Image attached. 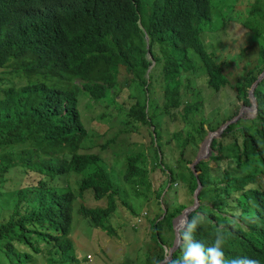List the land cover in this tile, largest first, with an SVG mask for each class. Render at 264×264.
<instances>
[{"label":"trees","instance_id":"16d2710c","mask_svg":"<svg viewBox=\"0 0 264 264\" xmlns=\"http://www.w3.org/2000/svg\"><path fill=\"white\" fill-rule=\"evenodd\" d=\"M263 2L252 0L242 23L254 40L258 36L264 40ZM211 13V0H0V71L15 66L14 73H6L11 75L9 83L1 81L5 84L0 95V184L12 171L30 170L51 180L71 171L86 172L76 193L49 186L45 179L16 189L13 209L0 222L1 264H29L40 254H47L45 264H77L69 236L72 204L87 189L95 199L105 198L106 206L81 205L78 212L93 226L113 234L109 218L117 207V189L102 156L79 151L88 133L78 110L79 94L84 91L95 102L110 103L123 86L130 90L134 84L138 95H130L134 102L126 110V126L148 124L153 131L159 115L172 117L180 105L183 118L197 111L198 101L183 102L181 97L182 84H190L189 76L197 67L214 90L228 82L221 63L201 37L200 23L209 20ZM258 52L264 61V42ZM121 68L124 74L119 79ZM254 69L248 68L235 83L246 122L238 117L219 138L202 139L213 152L210 159L234 156L236 164L227 166L217 181L210 176L208 160L200 159L193 168H186L192 193L200 185L199 204L187 217H207L193 233L195 240L209 246L219 229L225 237L226 258L248 257L264 264V77H259L264 62ZM152 82L162 88V111L147 95H151ZM232 129H236L234 137L230 136ZM201 130L196 131L201 134ZM227 133L230 142L223 143ZM230 144L234 154L229 152ZM143 159L142 152L125 157V183L149 186L147 171L139 164ZM249 161L256 164L255 171L240 169ZM169 170L172 181L174 172ZM209 186L213 193L208 196ZM186 207L167 209L165 215L152 219L150 236L155 249L146 251L141 264L164 260L163 247L168 241L162 225L171 227L174 212ZM180 256L179 243L162 264H171Z\"/></svg>","mask_w":264,"mask_h":264},{"label":"rangeland","instance_id":"374dc122","mask_svg":"<svg viewBox=\"0 0 264 264\" xmlns=\"http://www.w3.org/2000/svg\"><path fill=\"white\" fill-rule=\"evenodd\" d=\"M211 4V18L200 23L201 29L204 30L201 37L214 59L221 63L228 82L220 89L214 90L208 87L202 70L197 67L196 72L189 76L190 84L184 82L181 87L182 101H198L200 107L197 111L183 118L180 105L179 108L173 109L172 117L159 115L156 122L159 121L161 125L158 123L153 131V126L148 124L126 126V110L134 102L130 95H138L134 84L130 90L123 86V90L110 103L95 102L84 91L79 94L78 110L88 131L79 151L98 152L102 156L104 166L117 189V207L109 218V226L113 232L109 234L93 226L88 218L78 212L81 205L106 206V199H95L91 189L83 191L75 198L69 236L74 244L77 264H141L146 251L155 249L150 236L152 219L162 217L167 209L173 210L181 205L192 206L196 201L189 187L190 178L186 168L191 167L197 157H201L208 160L210 176L217 181L227 166L236 164L232 158L234 156H225L219 161L210 159L213 152L209 144H203L202 139L210 138L212 134H217L219 138L221 132L218 128L221 126L223 130L234 113L243 116V102L236 96L235 83L248 68L255 66L256 72L262 67L264 61L260 58L258 50L264 40L261 36L254 40L253 34L242 25L245 21L244 15L252 8V0H211ZM262 7L264 8V2ZM256 18L260 19L259 16ZM9 70L14 73L15 66L8 65L0 71V95L3 85L8 84L7 80L11 78V75L6 74ZM123 74L124 70L121 68L119 79ZM2 80L6 82L1 84ZM152 85L151 95L148 92L147 95L158 104L159 111H162V88L155 82H152ZM253 112H248L249 116L254 115ZM245 119L246 117H242L241 122H246ZM198 128L202 129L201 134L196 131ZM230 133V136L234 137L236 129H232ZM227 135L228 133L223 138V143L230 142ZM109 139L113 141L101 148V144H105ZM231 140L233 141V138ZM136 152L144 154V159L139 164L147 171L146 180L149 186L136 187L123 181L125 157ZM229 152L235 153L232 144ZM248 156L253 159L251 154ZM169 168L174 172L172 181ZM240 169L255 171L256 164L244 162ZM84 171L58 174L52 180L30 170L12 171L7 174L6 180L0 184V222L6 220L11 213L18 187L26 188L36 185L39 179H45L49 186L76 193L82 177L86 175ZM206 191L209 196L213 193V187L209 186ZM208 196L204 198L205 201ZM182 212H174L176 215L172 217L171 227L167 223L162 225L163 237L168 243L178 240L176 226L183 217ZM168 243L163 247L166 258L169 257L171 249ZM46 258L47 254L37 255L29 264H45Z\"/></svg>","mask_w":264,"mask_h":264},{"label":"clouds","instance_id":"9594fccd","mask_svg":"<svg viewBox=\"0 0 264 264\" xmlns=\"http://www.w3.org/2000/svg\"><path fill=\"white\" fill-rule=\"evenodd\" d=\"M253 103L254 105L256 104L254 99H253ZM237 117H238V114H236V116L233 118L235 119ZM220 128L221 126L219 127V130ZM214 135L217 136V134H214ZM212 136L213 135H210V141H211ZM193 167H190V168H193ZM194 193L195 191L193 192V194ZM198 204H199V200H198ZM187 207H190V206H187ZM184 209H182V211ZM206 219L207 217L201 214H197L193 216L191 220H189L187 216H184L179 220V223L177 224L176 228H177L179 243L181 246V256L173 260L171 264H260L259 260L248 258V257H236L232 259L226 258L223 248H222L223 244L225 243V237L219 229L217 230L216 239L214 243L209 246H205L201 241L195 240L193 237V233L196 231L198 224L205 222ZM171 252H170V255H171ZM167 259L165 256L164 260H161V261L164 262Z\"/></svg>","mask_w":264,"mask_h":264},{"label":"water","instance_id":"95a60500","mask_svg":"<svg viewBox=\"0 0 264 264\" xmlns=\"http://www.w3.org/2000/svg\"><path fill=\"white\" fill-rule=\"evenodd\" d=\"M145 38H146V40L148 39V37L147 36H145ZM262 74V73H261ZM260 74V75H261ZM259 75V77H262L263 75H264V72H263V74L260 76ZM250 97H252L253 98V94H252V89H250ZM244 107V106H243ZM246 107V106H245ZM243 110V109H242ZM241 110V111H242ZM241 115V114H240ZM238 116H239V114H238ZM234 120H236V118L234 119H232V120H230L229 122H231V121H234ZM229 122H227L226 124H225V126L229 123ZM221 129H222V127L220 128V130L219 131H221ZM212 135H214V134H212ZM199 159H201V157H197L196 158V160L192 163V166L191 167H193L194 166V164L199 160ZM200 188V185L198 186V188L195 190V193H194V195H195V199H196V201H195V203L192 205V206H190V207H187V208H185L184 210H183V212H182V216L184 217V216H187V213L189 212V211H191V210H193L195 207H196V205L198 204V198H197V192H198V189ZM179 244V239H178V241L171 247V249H170V252L177 246ZM169 252V253H170ZM167 259V258H166ZM163 261H161V262H159L158 264H161Z\"/></svg>","mask_w":264,"mask_h":264}]
</instances>
